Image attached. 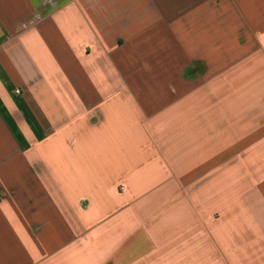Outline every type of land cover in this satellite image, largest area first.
Segmentation results:
<instances>
[{"label": "crops", "instance_id": "crops-1", "mask_svg": "<svg viewBox=\"0 0 264 264\" xmlns=\"http://www.w3.org/2000/svg\"><path fill=\"white\" fill-rule=\"evenodd\" d=\"M0 264H264V0H0Z\"/></svg>", "mask_w": 264, "mask_h": 264}]
</instances>
